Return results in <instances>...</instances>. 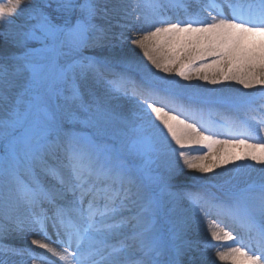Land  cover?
<instances>
[{
    "label": "snow or ice",
    "instance_id": "1",
    "mask_svg": "<svg viewBox=\"0 0 264 264\" xmlns=\"http://www.w3.org/2000/svg\"><path fill=\"white\" fill-rule=\"evenodd\" d=\"M0 29V238L43 250L0 264H264V0H0ZM117 38L139 79L85 54ZM193 78L260 91L216 127ZM229 164L226 200L181 186Z\"/></svg>",
    "mask_w": 264,
    "mask_h": 264
},
{
    "label": "bare ground",
    "instance_id": "2",
    "mask_svg": "<svg viewBox=\"0 0 264 264\" xmlns=\"http://www.w3.org/2000/svg\"><path fill=\"white\" fill-rule=\"evenodd\" d=\"M110 2H126V0H110ZM114 22H115V17H114ZM113 31L116 33H119L120 29L117 27V28H114ZM110 43L112 46L114 45L113 48L108 47V49L103 48L100 50L99 48H96V49H90L89 51L91 53V51L97 50L98 52L94 53L97 59L107 58L108 60L112 61V64L119 63V64H124V65H130L131 67L134 68V65L139 62L148 63L146 57L143 56V53L139 49L135 48L134 46L128 43H122L118 38L113 39ZM85 54H87V52ZM117 56L119 57L120 60L115 58ZM161 74L163 73H158V75H161ZM169 79H179V78L173 76V77H170ZM179 83L182 85L190 86L189 89H187L185 92L193 91V93L205 94L211 99L210 103L219 101L220 100L219 97L230 98V97L238 96L241 92H248V91L259 92L260 91L259 88L252 89V90L243 89L241 85H238L235 82H225L220 85H211V84H208L207 82L196 80L195 78H193L190 81L179 80ZM101 92H103V88H101ZM113 103H127V102L121 99L120 101H113ZM200 106L204 107V109H206L207 107L209 111L212 109V116L215 115L216 118H218L217 116L218 114H221L222 115L221 120H225L226 118H236L237 117L235 116V112H232L230 109L229 110L226 108L216 109L211 106L208 107L207 105H204V104H201ZM201 112L204 113L205 115H208V110L201 111ZM209 123H212V120H210ZM189 151L193 152L194 154L197 152L196 149H190ZM182 163L183 162L181 161V164ZM244 163L251 164L252 162L245 161ZM235 167L236 165L229 164L226 167L217 168L214 171L209 172V173H199L195 170H189L185 168L183 178H182L183 182L181 186L183 187V185L185 184L186 185L194 184L195 182L198 183L197 181H199L200 183L213 181V177H216L217 173H226L228 169L235 168ZM260 168H261L260 165H255L256 170L253 171L250 169L249 174L252 177H258L260 175V172H259ZM193 177H198L199 179L193 180L192 179ZM185 207H187V205H185ZM188 215H191V213L190 214L188 213ZM9 235H18V237L20 238V242H19L20 245L11 246V247L22 249V248H26L27 246L28 247L31 246L30 248L35 249L34 246L30 244L29 242L30 238H28L27 235H22V234L15 233V232ZM189 238L193 241H197V239H200L201 240L200 242H203L206 238V234L202 230H197L195 227H193V229L189 232ZM231 243H235V241ZM36 250L43 252V250H40V249H36ZM223 250L225 251L227 250L226 246L223 248ZM14 259L21 261L22 264H31L30 259L27 257H15ZM206 259L208 261V264H221V262L218 259H216L214 253L209 254L206 257ZM200 262H201L200 253H194L193 254V264H200Z\"/></svg>",
    "mask_w": 264,
    "mask_h": 264
},
{
    "label": "rangeland",
    "instance_id": "3",
    "mask_svg": "<svg viewBox=\"0 0 264 264\" xmlns=\"http://www.w3.org/2000/svg\"><path fill=\"white\" fill-rule=\"evenodd\" d=\"M110 45H111V43H106V44L104 45L105 47H101V48H99V50H100V49H103V48H107V49H108V47H109V48H113L114 45H113V46L111 45V47H110ZM97 52H98L97 50H95V51H91V53H90V51H89V52H87L86 55L96 57L94 53H97ZM120 55H121V54H120ZM96 58H97V57H96ZM115 58L118 59V60H120L118 56L115 57ZM116 59H114V60H116ZM118 65H121V67L119 66V68H121V69H127L128 71L134 72V75H136V76L138 77V75H137L136 72H135V69H134L133 67H131L130 65H124V64H119V63H118ZM112 66H116V65L111 64V67H112ZM132 70H134V71H132ZM113 71L118 73V71H116V70H113ZM119 72H120V73H124V72H127V71H119ZM161 75H165V74H161ZM138 78H139V77H138ZM168 78H170V77H168ZM219 181H223V178H222V177H218V176H216V177H213V181L206 182V184H208V187H210L211 184H214L213 182H219ZM197 182H199V181H197ZM196 184H198V183L195 182L194 185H192V187H191V185H190V186H189L190 188L187 187V189H188V190H192V191H194V190H193L194 188L198 189V188L196 187ZM183 186H184V185H183ZM184 187H185V186H184ZM193 187H194V188H193ZM195 191H198V190H195ZM213 192H214V191H213ZM4 239H5V240H8L10 244H12V242H10V241H15V242L20 241L19 238L14 237V236H5Z\"/></svg>",
    "mask_w": 264,
    "mask_h": 264
}]
</instances>
